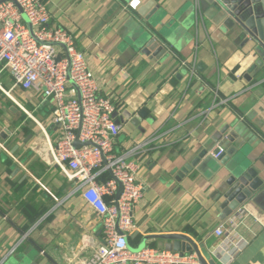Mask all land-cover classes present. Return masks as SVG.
Returning <instances> with one entry per match:
<instances>
[{
	"label": "crops",
	"instance_id": "obj_1",
	"mask_svg": "<svg viewBox=\"0 0 264 264\" xmlns=\"http://www.w3.org/2000/svg\"><path fill=\"white\" fill-rule=\"evenodd\" d=\"M43 1L51 25L66 29L85 54L101 95L114 98L123 126L116 153L149 141L131 156L144 190L131 245L182 234L206 259L264 264V211L247 205L253 215L239 229L240 250L219 252L214 231L231 216L223 220L217 192L227 177L214 163L216 175L191 167L220 146L264 175V85L252 90L247 79L256 60L251 45L197 28L194 0H154L146 11L150 0H136L137 10L130 8L135 0ZM51 116L49 102L17 87L0 66V264H85L103 244L102 217L54 164ZM22 189L32 194L22 197ZM148 245L164 249L161 240Z\"/></svg>",
	"mask_w": 264,
	"mask_h": 264
},
{
	"label": "built area",
	"instance_id": "obj_2",
	"mask_svg": "<svg viewBox=\"0 0 264 264\" xmlns=\"http://www.w3.org/2000/svg\"><path fill=\"white\" fill-rule=\"evenodd\" d=\"M138 5L135 0L130 8L137 10ZM51 20L43 0L2 3L0 66L9 72L17 87L49 102L50 123L57 129L52 146L54 164L74 183L90 210L103 219V244L85 264H200L196 253L183 254L149 245L140 252L130 250L135 209L144 197L143 188L137 184L139 164L131 156L149 141L129 152L116 153L123 126L115 118L114 98L101 95L96 75L85 54L77 49L74 37L66 29L52 26ZM192 72L195 74L194 69ZM77 140L89 145L78 148ZM0 147L3 148L1 144ZM211 154L219 160L225 149L218 146ZM105 175L110 177L104 179ZM118 182L123 185L120 199L116 198ZM252 215L247 206H242L214 231L222 239L219 252L240 250L239 229Z\"/></svg>",
	"mask_w": 264,
	"mask_h": 264
},
{
	"label": "water",
	"instance_id": "obj_3",
	"mask_svg": "<svg viewBox=\"0 0 264 264\" xmlns=\"http://www.w3.org/2000/svg\"><path fill=\"white\" fill-rule=\"evenodd\" d=\"M5 1L14 0L0 1V5ZM194 3L199 16L195 24L197 28L205 27L215 35L218 34L234 42L243 41L244 45H251L250 52L253 53L251 54L256 60L247 79L252 83V90L263 87L264 0H194ZM154 4H156L154 0L148 1L145 11ZM142 10H139L138 13L145 17V12ZM24 21L32 31V25L25 15ZM151 43L154 44V49L159 48V43L155 39H152ZM162 49L160 50L162 51ZM79 99H81L80 94ZM88 145V143L83 145L78 140L75 143L78 148ZM235 157V155L229 156L225 153L219 160H214L210 155L203 163H201L202 157H199L191 164V167L203 165L205 169H209L212 175L224 171L227 178L220 191L217 192L218 198L223 200L221 203L223 220L232 216L240 207L250 204L264 211V175H261L259 168L251 160ZM212 163L216 164L220 171L216 172L212 167H209ZM118 184L119 190L116 198L120 199L123 185L121 182ZM154 240L163 241L164 249L167 251L183 254L196 253L200 264H223L225 259L223 255H212L210 259H206L195 241L182 234L145 236L138 247H133L130 243L129 248L133 252H140L148 245V242Z\"/></svg>",
	"mask_w": 264,
	"mask_h": 264
},
{
	"label": "rangeland",
	"instance_id": "obj_4",
	"mask_svg": "<svg viewBox=\"0 0 264 264\" xmlns=\"http://www.w3.org/2000/svg\"><path fill=\"white\" fill-rule=\"evenodd\" d=\"M45 126H46V128L48 130V133L51 135V137H54V131L52 130L51 126L49 124L46 125V123H45ZM32 128H33L34 136L35 137L40 136L41 130H40L39 126L37 125V123L36 124H32ZM1 133H3V132H1Z\"/></svg>",
	"mask_w": 264,
	"mask_h": 264
},
{
	"label": "trees",
	"instance_id": "obj_5",
	"mask_svg": "<svg viewBox=\"0 0 264 264\" xmlns=\"http://www.w3.org/2000/svg\"><path fill=\"white\" fill-rule=\"evenodd\" d=\"M2 153H5V152L3 151ZM4 157H5L8 161H10L11 163H12V162L14 163L13 159L10 158V157H8L7 153L4 154ZM4 157H3V158H4ZM109 177H110L109 175H105V176H104V179H108ZM27 193H28V189H22V191H21L22 197L26 196ZM21 194H20V195H21ZM30 194H32V193L29 192L28 195H30ZM28 195H27V196H28ZM20 198H21V196H20ZM29 200H32V198H30ZM133 246H134V247H136V246L138 247V243H133Z\"/></svg>",
	"mask_w": 264,
	"mask_h": 264
}]
</instances>
